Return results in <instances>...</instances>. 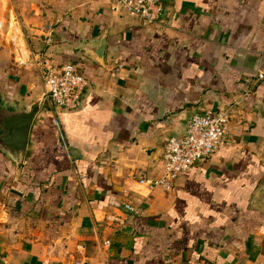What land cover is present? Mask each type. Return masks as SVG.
Masks as SVG:
<instances>
[{
    "label": "crops",
    "instance_id": "0c3cea01",
    "mask_svg": "<svg viewBox=\"0 0 264 264\" xmlns=\"http://www.w3.org/2000/svg\"><path fill=\"white\" fill-rule=\"evenodd\" d=\"M161 4L144 24L110 0H0L1 104L41 96L42 67L87 80L75 110L42 98L19 164L0 150V264H264V0ZM217 109L215 152L170 189L138 181Z\"/></svg>",
    "mask_w": 264,
    "mask_h": 264
},
{
    "label": "built area",
    "instance_id": "2783aa9c",
    "mask_svg": "<svg viewBox=\"0 0 264 264\" xmlns=\"http://www.w3.org/2000/svg\"><path fill=\"white\" fill-rule=\"evenodd\" d=\"M111 8L127 13L144 24L157 22L162 10L161 0H110ZM43 83V99L57 110L71 111L79 107L87 80L71 62L58 67L39 70ZM260 77L261 74H258ZM226 109L193 113L180 135L168 136L162 147L161 172L151 179H139L151 191L155 188L170 189L175 178L185 173L194 163L209 157L223 143L227 132ZM125 210H131L128 203Z\"/></svg>",
    "mask_w": 264,
    "mask_h": 264
},
{
    "label": "water",
    "instance_id": "95a60500",
    "mask_svg": "<svg viewBox=\"0 0 264 264\" xmlns=\"http://www.w3.org/2000/svg\"><path fill=\"white\" fill-rule=\"evenodd\" d=\"M105 35L95 45L86 48V52L98 62L102 61ZM43 94L24 107H6L0 102V150L17 165L21 162L28 134L29 125L40 109ZM264 201V186L251 197V206L256 207Z\"/></svg>",
    "mask_w": 264,
    "mask_h": 264
}]
</instances>
